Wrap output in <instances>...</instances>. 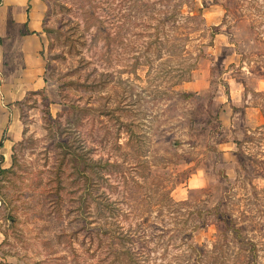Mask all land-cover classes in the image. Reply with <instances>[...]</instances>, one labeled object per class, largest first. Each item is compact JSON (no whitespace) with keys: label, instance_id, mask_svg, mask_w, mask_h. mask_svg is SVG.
<instances>
[{"label":"rangeland","instance_id":"1","mask_svg":"<svg viewBox=\"0 0 264 264\" xmlns=\"http://www.w3.org/2000/svg\"><path fill=\"white\" fill-rule=\"evenodd\" d=\"M42 1L0 264H264V0Z\"/></svg>","mask_w":264,"mask_h":264},{"label":"crops","instance_id":"2","mask_svg":"<svg viewBox=\"0 0 264 264\" xmlns=\"http://www.w3.org/2000/svg\"><path fill=\"white\" fill-rule=\"evenodd\" d=\"M45 13L42 0H0L1 168L11 159L14 146L22 138L15 103L40 90L45 83ZM3 240L0 232V245Z\"/></svg>","mask_w":264,"mask_h":264},{"label":"trees","instance_id":"3","mask_svg":"<svg viewBox=\"0 0 264 264\" xmlns=\"http://www.w3.org/2000/svg\"><path fill=\"white\" fill-rule=\"evenodd\" d=\"M189 0H178L175 4V6H182L184 3H186L187 4V2H188ZM175 13H171V15L173 16ZM185 19H186V17H185ZM31 93H34V92H31ZM30 94V93H29ZM2 160H3V158H2ZM222 221H223V223H225V225L226 226H229L230 225V219H222Z\"/></svg>","mask_w":264,"mask_h":264},{"label":"built area","instance_id":"4","mask_svg":"<svg viewBox=\"0 0 264 264\" xmlns=\"http://www.w3.org/2000/svg\"><path fill=\"white\" fill-rule=\"evenodd\" d=\"M1 167H2V156L0 154V169H1Z\"/></svg>","mask_w":264,"mask_h":264}]
</instances>
